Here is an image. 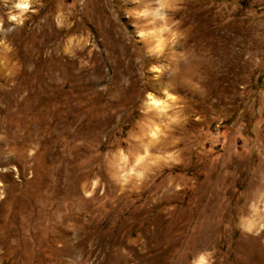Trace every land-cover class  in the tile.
Masks as SVG:
<instances>
[{"label":"rangeland","instance_id":"rangeland-1","mask_svg":"<svg viewBox=\"0 0 264 264\" xmlns=\"http://www.w3.org/2000/svg\"><path fill=\"white\" fill-rule=\"evenodd\" d=\"M20 2L0 264H264V0ZM199 53L225 76L181 65Z\"/></svg>","mask_w":264,"mask_h":264},{"label":"bare ground","instance_id":"bare-ground-1","mask_svg":"<svg viewBox=\"0 0 264 264\" xmlns=\"http://www.w3.org/2000/svg\"><path fill=\"white\" fill-rule=\"evenodd\" d=\"M20 4H24L25 7L28 6V0H21ZM207 55H211V56H217V58H215L212 63L211 62H207L206 60H203L202 58H205ZM191 56V55H190ZM188 57L187 60L185 62H183V64H181L183 67L184 66H191L194 68L195 70V74L194 76H201V74H205L204 76H206L207 73H211L214 71V73L216 71H218L219 75L220 73L222 74L221 76H225V70L223 69V67L220 65V56L218 53H199L198 55H194V57ZM234 60V59H233ZM233 60L229 61V63H231V66L233 65ZM225 62V61H224ZM235 63V62H234ZM189 67V68H191ZM185 69V68H184ZM188 69V67L186 68ZM185 69V70H186ZM192 69V68H191ZM187 71V70H186ZM181 72V71H179ZM227 72V71H226ZM182 73V72H181ZM194 73V72H193ZM213 74V73H211ZM217 74V73H216ZM234 75V74H233ZM218 76V75H217ZM216 76V79H219ZM209 77V76H206ZM211 78V77H210ZM221 78V77H220ZM230 78H232V76L230 75ZM225 79V78H224ZM210 80V79H209ZM154 102V101H153ZM156 102V101H155ZM203 256V255H201ZM204 259V258H203ZM199 261V260H198ZM200 262V261H199Z\"/></svg>","mask_w":264,"mask_h":264},{"label":"clouds","instance_id":"clouds-1","mask_svg":"<svg viewBox=\"0 0 264 264\" xmlns=\"http://www.w3.org/2000/svg\"><path fill=\"white\" fill-rule=\"evenodd\" d=\"M205 264H207V261H205Z\"/></svg>","mask_w":264,"mask_h":264}]
</instances>
